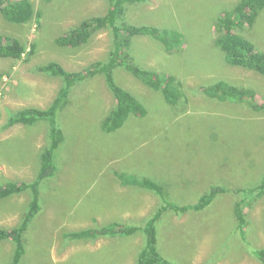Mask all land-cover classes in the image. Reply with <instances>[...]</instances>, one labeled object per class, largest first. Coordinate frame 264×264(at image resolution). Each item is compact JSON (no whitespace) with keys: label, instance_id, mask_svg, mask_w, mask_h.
I'll return each mask as SVG.
<instances>
[{"label":"rangeland","instance_id":"1","mask_svg":"<svg viewBox=\"0 0 264 264\" xmlns=\"http://www.w3.org/2000/svg\"><path fill=\"white\" fill-rule=\"evenodd\" d=\"M40 21L13 24L0 13V34L19 39L29 58L0 59V186L10 181L32 182L49 145L50 124L6 127L11 114L28 107L45 109L55 99L62 80L37 67L57 62L67 71H83L107 58L108 30L81 48H63L56 39L83 20L104 15L108 0H30ZM239 0H144L127 7L129 23L154 25L184 35L182 48L169 52L150 37H135L131 52L139 66L173 75L182 83L176 105L124 69L116 82L141 102L145 115L130 114L114 132L102 122L115 107L103 75L77 83L68 104L58 111L63 139L55 152L57 170L40 185L41 210L25 235L22 264H136L145 244L142 231L127 237L75 241L65 236L113 222L138 229L161 206L153 192L124 185L116 173L149 178L163 187L169 200L189 204L212 186L226 187L198 213L165 212L157 224L158 249L179 264H264L254 252L264 250V197L250 202L245 235L237 228L234 206L238 189L264 180V113L245 102L206 96L200 87L219 81L253 89L264 102V76L229 65L215 45V22ZM264 52V11L254 26L242 32ZM31 194L0 200V227L20 224ZM251 200V199H250ZM249 200V201H250ZM12 242H0V264H10Z\"/></svg>","mask_w":264,"mask_h":264},{"label":"trees","instance_id":"2","mask_svg":"<svg viewBox=\"0 0 264 264\" xmlns=\"http://www.w3.org/2000/svg\"><path fill=\"white\" fill-rule=\"evenodd\" d=\"M50 2L51 0H44ZM109 7L102 16L91 17L83 20L79 25L70 29L66 34L56 39V44L63 48H81L87 45L93 36L101 31L108 30L111 35V47L106 59L97 61L89 68L79 72L67 71L57 62L37 67L41 73L62 80L55 99L49 107L42 109L28 107L11 114L6 127L15 125H34L38 121H47L50 124L49 145L42 153L41 169L32 182L10 181L0 186V200H5L14 195L29 192L31 202L29 209L23 215L20 224L13 228L0 227V242L9 241L14 246V255L10 264H22L27 254L25 235L29 224L41 210L40 185L44 179L55 175V152L63 139L62 130L57 122V113L69 101L71 89L79 82L103 75L106 84L115 98V107L106 115L102 122V130L111 133L123 126L130 114L145 115L140 100L127 89L121 87L115 78V70L124 69L142 81L151 89L161 91L165 100L176 105L182 97V83L173 75L161 74L139 66L135 63L131 52L135 37H150L162 43L165 49L172 52L180 49L184 43V35L175 30L160 28L154 25H136L125 20L127 7L144 0H108ZM264 11V0H239L236 5L217 19L215 22V45L225 54L226 62L235 67L255 71L264 76V52L257 49L254 43L247 39L242 32L254 26L259 15ZM0 13L3 18L13 24H25L33 18L40 21V13L35 11L30 0H0ZM36 49L32 45L30 51L26 44L17 38L0 34V59L21 60L29 58ZM206 96L216 100L243 103L245 102L253 111L264 113V102H261L257 93L247 87L236 86L226 81H219L210 87H200ZM124 185H133L147 189L156 194L161 200V206L145 222L142 228L113 222L98 228H87L67 232L65 236L75 241H95L100 238H117L133 235L142 231L145 236L143 245L136 264H179L165 256L158 249L157 224L165 212L172 211L176 214L198 213L208 208L219 194L228 192L222 186H212L209 191L201 195L198 200L189 204H177L167 198L161 185L149 178H136L122 173H116ZM235 194L239 200L234 206V215L237 228L241 235H245L246 214L245 210L250 202L264 197V180L254 187L238 189ZM251 199V200H250ZM250 200V201H249ZM256 258L264 262V250L254 252Z\"/></svg>","mask_w":264,"mask_h":264}]
</instances>
